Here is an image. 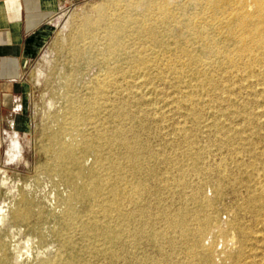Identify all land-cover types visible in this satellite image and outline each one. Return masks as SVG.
Listing matches in <instances>:
<instances>
[{"label": "rangeland", "instance_id": "rangeland-1", "mask_svg": "<svg viewBox=\"0 0 264 264\" xmlns=\"http://www.w3.org/2000/svg\"><path fill=\"white\" fill-rule=\"evenodd\" d=\"M164 1L176 15L168 18L156 8H150L157 40L128 29L121 36L128 39L125 48L115 56L107 54V58L103 54L108 38L106 21L100 19L102 12L142 14L147 10L144 3L60 0L55 13L41 25L49 24V36L28 59L22 77L15 81L18 91L13 95L14 103L0 109V206L7 211L30 206L34 211L29 223L18 220L7 223L9 255L17 252L20 261L32 264L64 251L60 245L66 235L77 249L85 242H95L76 220L65 215L64 198L72 189L57 169L51 141V134L59 130L60 123L70 121L67 97H71L79 100L86 116L80 129L89 135L107 134L106 152L121 161L132 148L143 156L145 165L140 173L127 164L123 173H134L135 179H144L152 172L151 178L144 179V206L139 209L134 202L124 200L127 211L143 212L152 218L156 230L167 231V214L181 207H193L195 194L206 195L215 219L222 222L224 237L229 240L227 248L221 245L215 248L218 264H242L243 258L238 253L239 226L246 229V242L254 247L246 259L264 264V226L247 206L250 188L242 175L243 168L254 157L264 156V76L246 74L238 65L221 68L212 64L207 67L208 73L219 83L229 84V89L217 86L202 94L201 103L191 106L179 103L187 88L182 90L177 84L175 69L181 68L188 58H192L190 65L198 64L196 58L224 60L225 52H234L240 41L219 35L217 42L225 43V52L205 54L195 30L189 31L186 24L190 15L195 14L193 19L198 25L208 26L212 12L203 9L202 0ZM226 15L219 13V18ZM84 29L86 33L82 31V34ZM93 39L96 42L90 55L84 48ZM182 49H187L191 56ZM137 50H142L145 62L135 60ZM66 75H71L67 88L62 83ZM95 82L106 83L103 93L94 95ZM93 96H97L101 105L89 110L86 103ZM10 97L7 96V101ZM247 112L253 115L251 123L244 120ZM180 126L188 129L187 136L179 131ZM229 128L244 129L252 135V144L235 148L234 142L226 139ZM68 134L61 132L64 140L71 141ZM16 139L21 152L15 147ZM193 153L199 154L196 166L191 159ZM83 163L87 168L92 167L94 153L84 152ZM181 175L185 182L176 185L174 178ZM24 194L29 202L21 201ZM70 219L74 225L57 231V225ZM227 221L232 224L228 225ZM140 222L138 215L136 223ZM258 232L263 235L259 241L253 239ZM167 233L174 240L172 243L163 242L159 246L145 238L127 240L117 247L113 260L106 253L86 259L90 264H188L185 244L176 232Z\"/></svg>", "mask_w": 264, "mask_h": 264}, {"label": "bare ground", "instance_id": "bare-ground-1", "mask_svg": "<svg viewBox=\"0 0 264 264\" xmlns=\"http://www.w3.org/2000/svg\"><path fill=\"white\" fill-rule=\"evenodd\" d=\"M120 1L116 0L115 3ZM140 2L147 7V10L142 14L105 15L104 11L102 14L99 13L101 14L100 19L106 21L105 32L108 42L105 47L106 52L103 53L105 58L108 57L107 54L115 56L119 50L122 51L125 48L128 39L124 40L121 36L128 29L149 40L157 38L155 20L152 19L151 9L156 8L158 12L168 18L176 15L164 0H132L130 5ZM120 4L122 5L121 2ZM117 5L119 6V4ZM202 7L212 12L209 25H198L193 19L195 14L190 15L186 24L189 31L195 30L197 38L201 42L202 51L205 54L225 52V43L221 45L217 42L219 35L228 40L236 38L237 42L240 41V46L233 50L234 52H225L227 56L224 60L214 59L215 61H213L206 58H196L194 60L198 64L190 65L192 58H188V61L184 62L181 68L175 69L178 73L177 84L182 87V90L184 87L187 88L179 97V103L188 106L198 101L201 103L202 94L209 89L217 86L221 89H229V84L219 83L214 76L208 73L207 67L212 64L213 66L219 64L221 68L238 65L241 71L246 74L264 76V0H202ZM180 9L182 8L180 7ZM219 13L228 14L224 19H221ZM83 28H87V26ZM82 31L85 32L86 30ZM48 36L49 30L46 28L41 30L33 41L35 47L42 45ZM96 39L91 40L84 48L86 53L92 54ZM74 49L76 50V47ZM183 51L190 55L187 49ZM133 57H136L135 60L141 63L146 61L142 50H137ZM205 64H207L206 67H200V65L205 66ZM70 78L71 75L64 77L62 80L64 87L69 86L67 80ZM105 87V82H95L92 89L94 95L103 93ZM67 102H69L70 121L60 123L59 130L51 134V141L58 162L57 169L72 189L64 198L65 215L76 220L77 225L95 242H85L80 249H77L76 244L66 235L60 245L64 251L53 256L48 255L45 258H40L38 261L35 260L32 264H90L86 257L101 253H106L113 260V257L117 255V247L127 240L135 242L140 238H145L159 246L163 242L172 243L174 240L169 236L168 231L176 232L177 237L185 244L186 263L218 264L215 248L217 245L227 248L229 240L224 237L222 222H217L214 217L209 197L195 194L193 207H181L177 212L167 214L165 216L167 231L156 230L152 218L146 217L143 212L127 211L124 208V200L134 202L139 209L144 206L142 204V196L145 190L144 179L151 178L152 172H148L144 179H135L134 173L131 175L123 173L125 164L132 165L135 171L140 173L145 165L143 156L138 150L132 148L124 161H121L113 153L106 152L107 134L99 132L95 135L86 134L84 130L80 129L82 120L86 116L84 117L82 114L84 109L79 100L67 97ZM100 105L101 101L97 96H93L86 103L89 110H96ZM247 113L244 120L251 123L253 115L250 112ZM62 131L69 133L71 141L62 138ZM179 131L185 136L188 134V129L184 126H180ZM226 139L228 142H234L237 149L250 146L253 140L251 134H248L244 129L237 128L227 129ZM15 147L21 152L18 139L15 141ZM88 151L95 155V164L90 168L85 167L83 163L84 152ZM198 158L199 154H192L191 159L195 166ZM254 159L243 168L242 175L247 179L250 188L247 206L257 215L259 223L264 226V156L261 158L254 157ZM184 182L183 175L174 178L176 185H182ZM21 201L23 203L29 202L28 196L25 194L21 196ZM0 204L2 203L0 202ZM33 212L30 206H19L8 211L3 205L0 206V264H13L12 259H15L16 264H26L18 259L19 253L16 252V257L9 255L11 244L7 240V223H10L11 220L29 223ZM138 215L141 216L139 224L136 223ZM72 219L57 225V231L65 230L75 223ZM227 223L228 225L232 224L230 221ZM8 226L10 227V225ZM239 229L241 241L238 253L243 258L242 264H262L259 260L246 259L252 255L254 247L246 242L248 239L246 229L242 226H239ZM260 237H263L262 232H258L253 236V239L262 240ZM28 240L30 239H27V242ZM50 253L52 251H49Z\"/></svg>", "mask_w": 264, "mask_h": 264}, {"label": "crops", "instance_id": "crops-1", "mask_svg": "<svg viewBox=\"0 0 264 264\" xmlns=\"http://www.w3.org/2000/svg\"><path fill=\"white\" fill-rule=\"evenodd\" d=\"M60 0H0V109L14 103V83L22 77L25 64L39 49L36 35L57 10ZM21 89V86H19ZM10 100L7 101V96Z\"/></svg>", "mask_w": 264, "mask_h": 264}]
</instances>
